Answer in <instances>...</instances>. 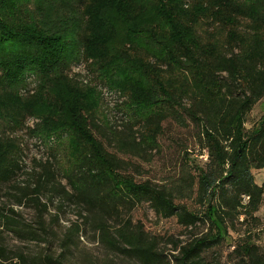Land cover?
<instances>
[{
  "label": "trees",
  "instance_id": "1",
  "mask_svg": "<svg viewBox=\"0 0 264 264\" xmlns=\"http://www.w3.org/2000/svg\"><path fill=\"white\" fill-rule=\"evenodd\" d=\"M205 25L225 32L227 40L205 37ZM82 59L127 96L136 123L146 131L159 132L169 119L182 125L189 119L200 130L213 171H202L197 183L190 177L172 188L126 174L123 160L94 133L106 140L109 131L97 119L96 94L70 77ZM30 82L37 87L26 99L20 91ZM262 99L264 0H0V123L42 109L49 129H72L76 161L62 174L67 186L55 182L58 174L46 162L38 165L42 172H34L35 186L20 188L22 197L45 212L49 205L41 196L50 190L52 203L60 195L78 209L82 224L64 234L67 250L89 226L109 250L136 264H219L205 255L223 244L228 229L223 226L246 214L244 197L251 211L264 203V183L258 185L253 175L264 169V120L251 131L245 128ZM6 144L0 138V188L20 171L15 158L2 160ZM193 194L203 213L182 203ZM144 204L183 232L207 224L211 231L185 242L182 232L153 235L141 222L123 220V213ZM31 228L14 231L40 240ZM168 246L172 254H166ZM15 257L30 264L21 253ZM232 257L234 264H264L251 240L237 244ZM1 258L9 259L2 247Z\"/></svg>",
  "mask_w": 264,
  "mask_h": 264
},
{
  "label": "rangeland",
  "instance_id": "2",
  "mask_svg": "<svg viewBox=\"0 0 264 264\" xmlns=\"http://www.w3.org/2000/svg\"><path fill=\"white\" fill-rule=\"evenodd\" d=\"M203 27L209 31L201 33L211 41L223 44L227 40L228 35L225 32H218L206 25ZM249 34V38H253V33ZM239 51L237 49V52ZM91 64L92 61L82 59L72 66L70 77L83 84L86 90H93L96 94L97 119L105 128H109L112 134L107 130L109 134L107 133L105 140L103 136L95 131L94 133L110 153L123 160L126 174L133 176L138 182L149 181L172 188L181 185L183 180L190 177L197 183L202 171H213V168L207 165L208 150L204 147L205 141L200 130L189 119H186L185 125L169 119L163 123L159 132L146 131L136 123V112L129 108L127 96L103 82L100 68ZM36 87L35 82H30V87L21 90L20 95L29 99L28 96L33 95ZM12 107L18 110L14 103ZM27 108L33 110L32 107ZM41 110L36 113H20L16 120L0 123V138L8 142L2 149L5 152L2 160L15 158L20 166L14 180L0 188V247L5 249L9 257L8 260L1 258V264H22L15 257V254L20 253L30 264H136L109 250L99 241V233H95L89 226H83L77 246L67 250L62 247L64 234L72 224H82L78 209L60 195H57L52 203L51 190L43 192L41 196L42 203L49 205L48 212L22 197L25 191L20 188L29 185L33 188L34 172L43 171L39 164L52 162L53 170L58 174L55 182L67 186L62 174H67L76 161L75 148L71 145L72 129L68 126L63 129H49L46 121L39 115ZM263 120L264 99L247 115L246 130L255 129ZM253 175L258 185L264 183V169L253 170ZM249 202L250 199H243L242 210L246 214L239 216L233 224L228 221V226H223L228 228L223 232L226 239L222 245L206 253L207 260L219 264H234V247L246 240L257 244L264 254V203L256 211H251ZM182 203L193 211L204 212V206L196 194ZM122 215L123 220L132 218L134 222H141L147 232L153 235L182 232L180 239L185 242L211 231L210 224H207L183 232L174 220L160 221L149 204ZM39 222L45 224L41 226ZM115 224L117 221H111L109 228L112 230L111 227ZM29 228L41 234V239H23L14 231L20 229L25 232ZM42 228L46 232H43ZM165 251L166 254H172L171 246L165 248Z\"/></svg>",
  "mask_w": 264,
  "mask_h": 264
},
{
  "label": "built area",
  "instance_id": "3",
  "mask_svg": "<svg viewBox=\"0 0 264 264\" xmlns=\"http://www.w3.org/2000/svg\"><path fill=\"white\" fill-rule=\"evenodd\" d=\"M245 199H249V197H244Z\"/></svg>",
  "mask_w": 264,
  "mask_h": 264
}]
</instances>
